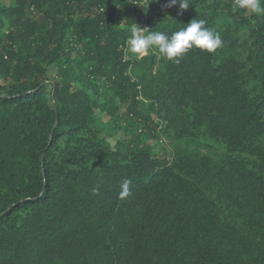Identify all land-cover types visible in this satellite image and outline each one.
Segmentation results:
<instances>
[{"label": "trees", "instance_id": "1", "mask_svg": "<svg viewBox=\"0 0 264 264\" xmlns=\"http://www.w3.org/2000/svg\"><path fill=\"white\" fill-rule=\"evenodd\" d=\"M13 1L0 4V264H264V15L232 0ZM193 19L223 46L126 58L134 23L171 35ZM97 111L115 131L124 116L167 122L173 161L94 134Z\"/></svg>", "mask_w": 264, "mask_h": 264}, {"label": "clouds", "instance_id": "2", "mask_svg": "<svg viewBox=\"0 0 264 264\" xmlns=\"http://www.w3.org/2000/svg\"><path fill=\"white\" fill-rule=\"evenodd\" d=\"M176 5H179V9L183 11L189 8L190 2L189 0H168L164 7L172 8ZM232 8L234 10H245L255 15H264V0H232ZM205 25V20L193 19L187 23L186 27L168 35L162 31L141 28L134 23L129 28L130 36L126 40L124 50L126 54L131 53L137 58H142L148 54L149 49H156L164 58L175 63H179L180 58L193 48L207 53H214L223 46V40L218 32ZM130 184L131 181L128 179L122 182L119 194L121 199L132 195ZM97 191L94 189L93 194Z\"/></svg>", "mask_w": 264, "mask_h": 264}, {"label": "rangeland", "instance_id": "3", "mask_svg": "<svg viewBox=\"0 0 264 264\" xmlns=\"http://www.w3.org/2000/svg\"><path fill=\"white\" fill-rule=\"evenodd\" d=\"M0 4L2 7H8L14 4V1L0 0ZM153 10L150 12V14H152V17L154 16ZM9 30H10V25L8 24L6 27L2 28L0 33L3 35L6 34ZM147 55H145L144 57H146ZM126 58L128 60L132 58L142 59V58H137L131 53H127ZM133 74L132 75L135 76L134 72ZM57 77H58L57 68H50L48 73V78L50 83L52 84L55 81H58L59 79ZM93 84L97 87V90H95L96 94L94 96L98 104L111 103L115 105L114 108L117 110L116 111V113L118 112L117 114H123L125 112V109L122 108L119 109L120 101L116 98V96H114L111 90L104 87L101 81H94ZM112 100H114V102H112ZM138 101H139L138 103H140V101L144 102L142 104V109H143L142 111L146 112L149 110L150 102L146 101L141 96H139ZM97 114L101 118V121L92 127V132L94 134H101L102 136H106L112 144H115L118 140L124 139L126 135L131 136L133 134L135 135L134 139L136 138L138 139V137H140L141 138L140 143L148 144L149 147L153 149V151L159 158L166 160L168 162L173 161L174 150L172 146V138L167 136L164 131L165 128L168 126L167 122L153 115L152 118L154 119V123L157 124L158 126L156 129H154V131L153 130L150 131L147 129V127L145 128V126H147V122H145L144 120L141 121L138 118L137 119L131 118L130 120H127L124 116L122 119L123 128L118 131H115L116 130V124L114 122L115 117L110 116L106 112L104 114L103 113L101 114L99 111H97ZM142 129L144 130L143 132Z\"/></svg>", "mask_w": 264, "mask_h": 264}, {"label": "built area", "instance_id": "4", "mask_svg": "<svg viewBox=\"0 0 264 264\" xmlns=\"http://www.w3.org/2000/svg\"><path fill=\"white\" fill-rule=\"evenodd\" d=\"M149 3V4H148ZM137 5H140V6H144V7H146V8H148L149 9V7H150V0H140V2L139 3H136ZM148 5V6H147ZM145 21H146V19H144ZM146 26V24L144 23V24H142V25H139V27H141V28H146L145 27Z\"/></svg>", "mask_w": 264, "mask_h": 264}]
</instances>
